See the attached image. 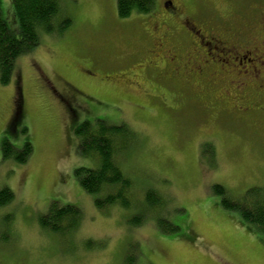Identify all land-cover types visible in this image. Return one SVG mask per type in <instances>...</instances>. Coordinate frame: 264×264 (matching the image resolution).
Returning a JSON list of instances; mask_svg holds the SVG:
<instances>
[{
	"label": "rangeland",
	"instance_id": "rangeland-1",
	"mask_svg": "<svg viewBox=\"0 0 264 264\" xmlns=\"http://www.w3.org/2000/svg\"><path fill=\"white\" fill-rule=\"evenodd\" d=\"M168 1L176 20L166 21ZM116 3L61 2L71 25L41 33L39 45L16 60L11 83L0 85V190L14 195L0 209V264H123L130 252L135 264H264V235L213 194L219 185L236 201L264 187V116L209 110L219 78L181 71L171 80L174 67L151 54L153 28L180 27L181 18L220 15L251 34L264 0H154L148 15L127 19L117 16ZM1 16L18 36L11 0H1ZM179 42L174 37L166 47ZM96 120L127 131L115 161L131 182L128 208L118 202L99 210L94 202L104 194L85 193L74 176L97 168L80 154L74 133ZM4 139L16 151L30 143L24 164L3 159ZM150 191L162 203L154 211L146 203ZM53 202L79 209L75 232L59 236L39 227ZM158 219L179 231H162Z\"/></svg>",
	"mask_w": 264,
	"mask_h": 264
},
{
	"label": "trees",
	"instance_id": "trees-1",
	"mask_svg": "<svg viewBox=\"0 0 264 264\" xmlns=\"http://www.w3.org/2000/svg\"><path fill=\"white\" fill-rule=\"evenodd\" d=\"M64 0H11L15 19L18 23L19 35H13L1 16L0 0V85L11 83L16 60L30 54L38 45L40 34H51L54 31H64L71 25V20L63 15L61 2ZM154 0H117V16L127 19L132 15H148ZM60 20V21H59ZM58 28H55L56 23ZM20 115V108H16ZM26 132V129L24 130ZM74 133L80 139L79 152L82 156L92 158L97 162V168H79L74 176L81 189L92 196L103 193L102 198L95 199V206L104 210L119 202L123 208L130 206L128 196L131 182L122 173L115 161L118 139L124 140L127 131L124 126L109 125L102 120H96L94 125L84 122ZM32 153V146L26 142L21 151H16L8 140L2 141L3 159L13 158L19 164H24ZM213 194L221 198L222 208L238 213L241 219L252 225L264 235V187L248 189L239 200L227 197L225 189L219 185L213 187ZM14 199L9 189L0 190V209L9 205ZM147 207L154 211L161 207V199L152 191L146 194ZM80 211L74 206L53 202L45 216L40 217L38 224L42 230L65 236L75 232L80 225ZM143 220L140 218L136 225ZM156 225L162 231L177 233L179 228L169 224L165 219L156 220ZM166 228V230H165ZM135 255L128 253L123 264H135Z\"/></svg>",
	"mask_w": 264,
	"mask_h": 264
},
{
	"label": "flooded vegetation",
	"instance_id": "flooded-vegetation-1",
	"mask_svg": "<svg viewBox=\"0 0 264 264\" xmlns=\"http://www.w3.org/2000/svg\"><path fill=\"white\" fill-rule=\"evenodd\" d=\"M164 10L166 21L179 18L171 1ZM228 24V19L214 15L203 17L202 21L181 18L180 27L168 24L161 32L160 26L154 27L152 34L158 37L153 41L156 46L152 47L151 54L156 58L160 55L174 67L171 80L181 71L199 79L207 72L210 79L219 78V92L213 103L208 104L209 110L218 108L223 113L243 115L256 112L264 116V8L250 22L247 29L251 34L240 33ZM145 34L150 36L147 30ZM174 37L180 39L179 44L167 48V41ZM159 98L167 107L166 98Z\"/></svg>",
	"mask_w": 264,
	"mask_h": 264
}]
</instances>
